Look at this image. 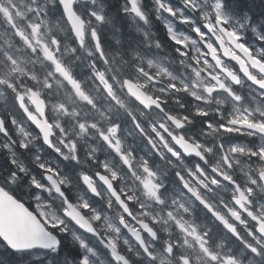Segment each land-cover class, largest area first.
Here are the masks:
<instances>
[{"label": "snow or ice", "instance_id": "snow-or-ice-1", "mask_svg": "<svg viewBox=\"0 0 264 264\" xmlns=\"http://www.w3.org/2000/svg\"><path fill=\"white\" fill-rule=\"evenodd\" d=\"M132 2L133 0H129V7L132 6ZM154 2L158 11L162 15L175 21V30L177 32H184L190 35L200 44V47L205 52H208L209 49L212 50V63L217 66V71L224 73L233 84L239 85L242 82V75L249 81L257 83L261 89H264V79H258V76L264 75V55H256L255 49L246 43V37L243 35L242 30L245 28V25L251 24V16L246 11L243 12V15H240L242 12V0H180L179 7L174 6L173 0H154ZM90 15L92 14L90 13ZM133 15H137V18L144 16V19H147L142 7L134 9ZM93 18L96 19L95 16H93ZM157 19H160V16H158ZM166 29L170 32L173 31L170 25H166ZM251 31L255 34L258 41L264 43V31H261L256 27H252ZM181 39H183V37H181ZM205 40L210 42L205 44ZM225 42L229 44V48L224 49L221 53V58L228 57L230 54L229 49H234V52L231 54V62L235 66H238V71L230 69L227 66H221V61L215 58V53ZM173 43L177 48L180 47V43L175 38H173ZM246 63L251 64V69L245 66ZM221 89H224L223 83H221ZM226 91L232 97L234 102L243 101V97L232 89H227ZM198 115L203 118L207 117L208 114L200 112ZM173 119H175V117H173ZM185 119L188 118L186 117ZM177 124L180 125L182 130L187 127L186 124H181L180 121H177ZM211 126V121L205 120L203 127L209 129ZM220 128L225 131L229 130L225 125H220ZM19 147L26 151L28 150L27 146L24 144H20ZM208 151H211V149H208ZM171 154L176 157L180 155L178 151H174ZM192 159L198 161V163L194 165L197 169L200 171L205 170L208 164L206 156L197 152ZM12 163L14 164L15 162L12 161ZM201 165H204V167H201ZM40 169L41 171H44L45 166L41 165ZM207 170L212 172L211 168H208ZM13 175L16 174L13 173ZM213 177V185H217L219 181L224 179L223 177H218L215 172H213ZM177 179H180L178 175ZM8 182L11 183L12 181L9 180ZM30 182L34 188L39 187L35 180H31ZM253 191L254 187H249L247 189V196L244 195V192H240V196H243L244 199L249 201L247 207L240 204L239 199L233 198L236 210L233 211L228 209L227 211H229L230 215L249 233L250 236L255 237L259 235L264 237V219L261 218L264 217V213L257 212V208H264V201H259L255 206H252ZM57 192L58 194L61 192L66 193V189L61 185V187L57 189ZM68 199L71 202L70 196ZM127 199L129 202L131 201V197H128ZM12 204L24 217L25 223L21 226L19 231L0 233V244L3 245V247L0 248V253L9 251H28L33 247L34 243L42 245L48 250H51V245L55 243L56 250L58 251L59 235H57V230H59L61 235L65 234L66 230L63 227L64 218L65 216H71V214L65 213L62 208L60 209V218L57 223L49 224L38 213L33 215L29 206H26L23 201L13 200ZM67 206L68 205H64L63 207L66 208ZM91 207L92 205L85 203L83 210L87 211ZM240 210H243V216L240 215ZM215 215L218 217L219 221L224 224L225 227L243 244L244 242L241 240L236 227L232 223H229L219 213H216ZM99 218V214H97L96 219ZM72 219L75 218L73 217ZM249 221H251V227H249ZM26 233L31 234L30 240L25 239ZM49 237H51V239H49ZM81 246L86 245L81 242ZM245 247L254 255L260 254V250L250 244H245ZM111 255L115 256V252L111 253ZM118 259L123 260L124 264H128L124 257L121 256L118 257ZM80 264H89V258L86 256H80ZM232 264H237L235 257H232Z\"/></svg>", "mask_w": 264, "mask_h": 264}, {"label": "flooded vegetation", "instance_id": "flooded-vegetation-1", "mask_svg": "<svg viewBox=\"0 0 264 264\" xmlns=\"http://www.w3.org/2000/svg\"><path fill=\"white\" fill-rule=\"evenodd\" d=\"M185 55L179 52H174L172 58L162 63L163 74H170V82L164 84L168 93L173 98L176 104H186L187 97L185 95V80L182 73V68L189 63ZM191 63V62H190ZM181 65V67H180ZM140 80L141 75L135 74ZM144 89H148L150 84H146L143 81H139ZM194 93H198L200 90L195 83H189ZM74 89L71 86L70 89ZM79 106V105H78ZM140 108L138 104L132 100L125 101L122 106L119 107V115L116 117V127L113 128L112 133L120 136L136 137L135 140L125 141V146L131 151H140L141 169L138 170L137 177L123 184L120 188L126 190L128 193H144L150 197L152 206L146 210H142L141 207L132 205L133 210L136 213L135 218L132 220H126L130 226L135 229H140L137 221L142 218L146 221L153 232H146L141 230L144 236L145 245L150 254L153 255L152 262L170 257L173 260H179L181 255L185 257H192L196 264H229L224 261L222 255H218L216 251L200 252L195 251L193 248L187 245V240L190 237H194L199 234L205 221H196L192 215L188 214L186 210V203L189 198V191L183 186V183L177 179V175L184 177L188 180L191 187H194L198 180L195 173L186 171L185 169L176 168L177 172L174 173L176 177H166V168L156 165L149 166V169L145 168L143 162L149 144L145 142L144 131L141 128L143 117L145 114L139 112ZM110 142L107 138L105 139ZM231 139H228L230 141ZM95 171L90 172V175L95 174ZM96 184V182H94ZM118 184V185H119ZM72 191H66L67 198L71 197V202L74 205L82 208L85 203L92 205L87 211L83 212L87 216L99 217L104 216L103 206L96 203L95 199L103 197L107 198V192L102 187H98V195H90L87 188L80 181H72L70 185ZM25 200V198H21ZM82 203V204H80ZM264 213V208H262ZM110 236L117 243L121 242V235L117 232H109ZM248 239L250 236L245 235ZM154 238V239H153ZM248 244L256 246V242L248 241ZM259 247L264 245L258 244ZM138 249V248H137ZM171 250H174L173 253ZM139 260L140 253L136 250ZM248 253L247 248L244 250ZM249 254V253H248Z\"/></svg>", "mask_w": 264, "mask_h": 264}, {"label": "rangeland", "instance_id": "rangeland-1", "mask_svg": "<svg viewBox=\"0 0 264 264\" xmlns=\"http://www.w3.org/2000/svg\"><path fill=\"white\" fill-rule=\"evenodd\" d=\"M45 1L47 2V4H55L53 0H45ZM250 1L251 0H245V4H250ZM36 7L39 8L40 4L36 3L35 0H31V2L28 4H25L24 0H0V17H1L0 28L4 30L6 28L5 24L9 25L6 14L7 12L5 11L7 10L10 13V15L13 17V20L15 24L19 27L22 35L28 40H30V45H27L26 43H24V39L22 38L21 41L23 45L21 49L24 50L25 53H27L31 49L36 50L37 48H39V50H36L37 53L34 54L32 57H27L24 60H22L21 58L15 59L14 68L19 70L14 72V77L16 81L22 84L26 83V81L29 79H34L35 81L42 82L41 80L31 77L32 74L35 73V70L28 68V64L33 63L37 73V69L42 68V66H44L46 64V61L50 58V53L47 50V47H49L51 44L50 36L53 33L52 30H54L53 29L54 26L51 23H45V24L40 23L38 15L34 12V9ZM92 16H95L96 19L93 18V21L90 23V26L96 27V24L98 23V20L100 18V14L97 11H93ZM48 17L50 18L51 15H49ZM127 28H128V23L126 22V20H124L123 31H126ZM2 30H0V47L3 46V41L5 40V33ZM190 47L192 49V54L194 55V57L195 56L204 57V52L200 47L194 44L190 45ZM91 53L93 56H95V58H97L94 52L91 51ZM97 59L95 61L98 62ZM95 65L100 66V64L98 63H95ZM20 69L24 71L25 75L20 71ZM111 69L112 71H114L115 69V72L118 76H123L124 74H126L122 70H119L117 66L114 67V65H111ZM136 70H140V68ZM47 71L48 72L55 71V69L54 67H47L46 72ZM6 77L7 74L0 65V83L5 81ZM144 79L149 80V78L145 76ZM88 80L90 81L91 84L92 81L90 79ZM70 90L73 91L74 89L72 88ZM74 107H75V103L74 101H72L67 109V112L72 113ZM5 108L8 109L9 107L5 106ZM76 110L81 113L82 107L77 105ZM114 110H116V107L115 105L112 104L107 106L106 108L108 115L113 114ZM68 118H69L68 128L71 130L73 128L74 123L70 118V114H68ZM260 154L264 158L263 153ZM37 161H38V157L34 156L31 160V163L33 165H36ZM256 165L262 166L260 161H257ZM27 172L30 173V170H27ZM14 189L21 194H26L31 189V182L27 180L21 186L14 187ZM23 264H26V261H24ZM29 264H35V261H32Z\"/></svg>", "mask_w": 264, "mask_h": 264}, {"label": "trees", "instance_id": "trees-1", "mask_svg": "<svg viewBox=\"0 0 264 264\" xmlns=\"http://www.w3.org/2000/svg\"><path fill=\"white\" fill-rule=\"evenodd\" d=\"M112 5L118 3L116 0H114L113 2L111 1L110 2ZM250 4H253L250 8L252 14H257L256 16L259 17V19L261 20V18L264 17V0H251V3ZM114 14H116L118 16V19L116 22H114V26L115 28H123L124 27V20L121 19L119 17V14L117 13V11H113L112 12V15L114 16ZM116 34V37L119 38V37H122L120 34H117L116 33V30L114 31V35ZM123 38V37H122ZM127 39V37H125V40ZM129 45L132 46V43H130ZM128 50H131V47L129 46V48L127 49ZM133 52V51H131ZM202 121V120H200ZM0 168L2 169V171L8 173L11 166L8 162V158L6 156V154L4 153V150H2V147L0 146ZM1 173V172H0ZM69 254H71L69 252ZM63 255H67V253H64ZM65 260L63 259V263L62 264H65Z\"/></svg>", "mask_w": 264, "mask_h": 264}, {"label": "clouds", "instance_id": "clouds-1", "mask_svg": "<svg viewBox=\"0 0 264 264\" xmlns=\"http://www.w3.org/2000/svg\"><path fill=\"white\" fill-rule=\"evenodd\" d=\"M256 43L259 45V46H261V47H264V43H261L260 41H256Z\"/></svg>", "mask_w": 264, "mask_h": 264}, {"label": "bare ground", "instance_id": "bare-ground-1", "mask_svg": "<svg viewBox=\"0 0 264 264\" xmlns=\"http://www.w3.org/2000/svg\"><path fill=\"white\" fill-rule=\"evenodd\" d=\"M202 58V57H201ZM187 61V60H186ZM188 62V61H187ZM190 63V62H189ZM180 67H181V65H180ZM27 75V74H26ZM169 92V91H168ZM73 204V203H72ZM80 204H82V203H80ZM77 206V205H76ZM140 230V229H139ZM142 230V229H141ZM142 232V231H141ZM143 236V235H142ZM143 238H144V236H143ZM154 239V238H153ZM261 248L263 249V251H264V248L261 246ZM248 256H250V254L248 255Z\"/></svg>", "mask_w": 264, "mask_h": 264}]
</instances>
